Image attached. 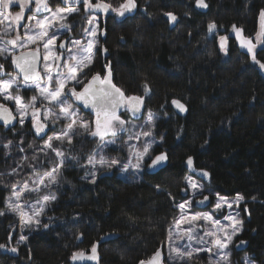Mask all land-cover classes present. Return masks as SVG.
Segmentation results:
<instances>
[{
	"label": "trees",
	"instance_id": "16d2710c",
	"mask_svg": "<svg viewBox=\"0 0 264 264\" xmlns=\"http://www.w3.org/2000/svg\"><path fill=\"white\" fill-rule=\"evenodd\" d=\"M104 2L118 6L124 0ZM205 2L208 11L201 12L195 0H135L134 12L124 18L115 13L100 17V37L109 56L99 57L96 66L105 61L114 84L128 96L143 97L145 109L156 115L160 141L152 154L168 155L160 169L134 178L121 176L116 168L88 169L82 161L70 162L60 170L52 188L56 199L39 218L40 225L20 233L8 199L25 163L12 146L3 145L9 137L18 142L30 133L31 124L17 137L11 131L17 130L15 124L8 129L0 125V264H73L74 253L91 252L107 235L115 237L100 244L99 264H140L158 249L165 255L169 230L180 217L176 205L190 197L187 179L194 174L187 167L189 157L208 173L207 179L198 178L212 202L216 195L242 197L243 228L237 241L246 246L234 247V262L242 264L247 255L264 264V70L231 35L235 25L246 37L256 36L264 0ZM210 22L217 25L212 32ZM221 36L227 38L224 48ZM256 57L264 63V46ZM22 96L27 101L32 95ZM173 100L186 104V116L175 112ZM92 142L87 138L78 149ZM50 168L43 166L44 172ZM93 174L95 183L90 182ZM209 259L202 253L194 264H209Z\"/></svg>",
	"mask_w": 264,
	"mask_h": 264
},
{
	"label": "snow or ice",
	"instance_id": "6c2138e0",
	"mask_svg": "<svg viewBox=\"0 0 264 264\" xmlns=\"http://www.w3.org/2000/svg\"><path fill=\"white\" fill-rule=\"evenodd\" d=\"M18 4L19 11L12 15L8 10L13 4ZM33 0H0V25H4L6 21H9L13 27L15 35L9 31L8 27L0 34V56L7 54L11 57V63L16 69V74H8L9 79L0 80V98L3 101H10L13 107H9L7 104L0 102V121L5 126L12 124L13 121H17L23 125L26 119L31 120L32 127L35 130L37 136L46 135V129H48L49 123L52 125L65 122L59 133L48 136L47 140L41 151L45 149L51 150L55 157L59 158L50 171L40 176L34 165H30L33 173L36 174V179L32 180V186L28 183H24L23 187L17 190V185H12L13 196L16 203H8V207L12 212L18 213L20 217V224L22 227H31L32 225H40L39 217L43 214L45 206L56 199L54 195H44L37 200V205L32 206L31 213L24 210V207L19 203L25 193L39 192L42 187H50L52 184L57 183V178L60 173V169L64 166V152L54 146V142L59 144L67 143L72 144L73 137L78 134V130L88 135L98 138L103 144L114 143V140H106L107 137H116L119 133L128 131L126 125L129 123L121 118L120 110L125 109L130 111L133 116H137L141 112L143 105V97L128 96L122 89L112 83L110 78V72L108 75L101 77L100 74L92 76L91 80L83 84L80 90H77L75 84H81L82 81L78 78L79 73L83 71L92 62V51L95 46V37L97 35V27H91L90 29H84V32L92 37L89 39L86 46L81 45L80 40L71 41L72 47L67 46V42H60L57 45L60 32H70L71 28L66 23L68 16L78 9L74 7H56L55 10L50 6L49 0H34V12L28 16V21H34V24H28L24 26L23 35L20 34L18 26L25 19V11L30 8ZM63 3L79 4L81 0H63ZM196 7L206 8L207 4L205 0H195ZM83 6L86 10H94L104 13H115L118 16H124L125 13L132 12L136 8L135 0H124L118 6H113L111 3L100 0L98 3H92V0H83ZM49 13L43 18H38L37 14ZM172 21H175L177 17L173 13H166ZM88 23L93 24L92 20H88ZM217 25L215 22L208 24L209 32H212ZM233 31L236 32L237 38L240 40V46L246 48L247 52L251 54V58L254 63L259 65L261 70H264V63L257 59L254 49L257 44H264V11L260 13V31L256 33V43H253L251 38H245L242 36V29H238L235 25L232 26ZM226 37L221 36V47H225ZM8 45L11 46L9 49ZM41 47L43 52H41ZM22 49L19 55H16L15 49ZM59 49L66 50L69 55L65 57ZM75 49V52L74 50ZM42 65V68H41ZM64 69V71H61ZM4 67L0 64V76L4 75ZM21 87L31 88L38 95L31 96L27 101L24 96L20 94ZM145 91H148L147 85H145ZM39 103V106L37 104ZM172 104L176 106L181 112L186 111L185 105L178 100H173ZM78 105H83L84 108H89L95 114L94 121H86L79 115ZM154 120V114L148 112L147 123L151 124ZM151 136V130L133 132L129 139L140 141L141 138H147ZM12 141L9 140L3 145L4 148H10ZM153 141L145 140L142 147H137L136 144L129 145V154L135 158V163L129 160L128 163L121 165L120 160L113 158L111 160L106 159L103 155L99 156V159L95 155H90L87 160V165L96 168L99 165L101 168L111 169L114 167H121L123 171H127L129 167L134 169H141L146 160L148 168H156L164 165L168 161L167 153L161 152L157 155H152ZM31 147V145H29ZM21 152L25 149L20 148ZM48 153L45 152V155ZM75 159V157H73ZM25 156L22 160H27ZM33 160L37 159V156L32 157ZM187 165L189 168L193 167V159L189 157L187 159ZM16 172V169H13ZM207 176L208 173H203ZM95 183V175L90 181ZM188 184L191 188L197 189L199 186L188 179ZM242 197H237V200ZM208 197L205 196L199 203L207 201ZM191 201H185L176 205L181 212V216L177 219L173 225V228L169 230L168 242L170 246V253L174 254L177 261H183L191 259L193 251L191 245L193 242L196 244H207L208 247L197 248L195 251H206L210 254V257L215 254L217 259H209V264H221V261H228L230 253L226 251L229 244L232 242L233 237L238 232V227L241 222L236 220L235 217L229 215L225 217L229 221H232L231 232L227 231V227L221 224L220 220L214 219L213 214L204 215H191L189 216L186 209L190 206ZM225 205L231 208L232 204L220 198L216 203L215 209L221 210ZM0 212V215H3ZM210 222L212 229L205 231L201 236L197 233L196 222L198 221ZM183 224H187L188 227H182ZM44 228L48 225L44 224ZM205 237H210V240H205ZM26 236H21L20 241L26 240ZM187 240L188 244L182 249L176 245V241ZM4 245H0L3 248ZM215 249V253H213ZM12 251H16L15 248ZM92 256H85L84 252L74 253L73 260L77 259H96L95 246L92 249ZM140 264H164V257L161 250L155 251V253L147 260L140 261Z\"/></svg>",
	"mask_w": 264,
	"mask_h": 264
},
{
	"label": "rangeland",
	"instance_id": "374dc122",
	"mask_svg": "<svg viewBox=\"0 0 264 264\" xmlns=\"http://www.w3.org/2000/svg\"><path fill=\"white\" fill-rule=\"evenodd\" d=\"M92 2H94V1H92ZM49 3H50V1H49ZM15 6H17V4L14 3L10 7V9L8 10L9 12L12 13V15H15V13L20 10L19 6H17L18 8ZM50 6L52 7L53 10H55L56 7H69L71 5L61 3V4H57L55 6V5H53V2H52V4L50 3ZM34 7H35V5L32 8L31 14H29L28 16L33 14ZM71 7L78 9L77 12H74L68 16V20L66 22L70 26L71 31L70 32H63V31L60 32L58 34L59 39L57 40V45H59V43L63 41V38L66 35H68L69 33H73L74 34L73 40H80L81 45L86 46L88 40L93 39V38L88 36L84 32V29H90L91 27H97V35L95 37L96 43H95V46H94L93 51H92V62H93L95 60V53L97 55V53H99V51H101L100 50L101 48H99L100 47L99 43H102V38L100 37L99 26H98L99 16L92 13V10H86L84 8L83 4L80 6H71ZM80 13H82L81 14L82 17L80 16ZM127 14L128 13H125L124 16H118V15H116V16H117V18H124ZM45 15H50V14L49 13H40V14H37V17L43 18V16H45ZM75 15H78V18H76V17L74 18ZM72 16H73V18L70 19ZM27 17H25V19L21 22V25L18 26V30H19L21 35H23V33H24V26H26L30 23L34 24V21H28ZM88 20H92L93 24L90 25L88 23ZM77 23H79V25H77ZM6 26L8 27L9 31L12 32V35H15V31H13V27H17V26L10 25L9 21H6L4 25H0V34L3 33ZM238 29H240V28H238ZM231 35L236 38V40L240 46V40L237 38V34H236V32L233 31V29L231 31ZM242 36L245 38H249V37H246L244 35L243 31H242ZM251 39H252L253 43H256V36L252 37ZM73 40H71V41H73ZM71 41L67 45L68 47H72ZM261 46H264V44H257L256 48L254 49L255 54H256L258 48H260ZM8 47L10 50H12L10 45H8ZM98 48H99V51H98ZM240 48L243 51L247 52L246 48H242L241 46H240ZM57 50L61 52V49L57 48ZM73 50L75 52V49H73ZM14 51L16 52V55H18L23 50L17 48ZM41 52H43L42 47H41ZM62 53L65 57H67L69 55V53L66 50H64ZM91 63L87 67H89L91 65ZM0 64L3 65L4 73H5L4 75L0 76V80L9 79L10 77L8 74H12V75L16 74V71L14 70L13 65L11 63V57L8 56L7 54L0 56ZM87 67H85L83 69V71ZM61 71H64V69H61ZM82 72H80L79 76H78V78L82 81V83L81 84H75V87L77 88V90H80L81 87L83 86V84L86 83V81H84V79L86 77L81 76ZM87 77H89V76L87 75ZM23 91L30 92V91H34V90L31 88L21 87V89H20L21 95H22ZM30 94L32 96L38 95V93H36L35 91H34V93H30ZM0 102H3L7 105H10V104L12 105V103L10 101H3L2 98H0ZM144 103H145V100L143 98L142 113L140 116H137V117L133 116L130 111H126L125 109H122V111L120 112V115H121L122 119L129 122L126 125L128 131L121 132L116 137L109 136L106 138V140H114V143L103 144V142L99 141L98 138H94V137L88 135L87 133L83 132V130H78V134L73 137V141H72L71 145H69L67 143L59 144L58 142H54V146L59 148L60 150H62L64 152V166H66L70 162L82 161L84 163H81L80 164L81 166L85 165V167H87L88 169H90V168L93 169V167H91L90 165H87V160H88V157L90 155H95L97 159H99L100 155H103L108 160L116 158V159L120 160L121 165L128 163L129 160H131L132 163H135L136 162L135 158L131 157L129 154V145L130 144H136L137 147L139 148V147H142L145 140H150V141L154 142L153 143V148H154V146L157 143H159V141H160L156 137V134H155L154 123H155L156 115L152 112L154 114V120L151 124H148L147 123V114H148V112H151V111L145 109ZM37 106H39V103L37 104ZM78 108H79V115L81 116V118H83L86 121H94L95 114L88 112L90 115H86L85 112H87V111H85L80 105H78ZM27 123H29V125L31 124L30 117H29V119L25 120V123L23 125L19 124L16 121L15 125L17 127V130H11L12 135L14 137H17L18 135H20V133L23 130H25ZM64 123L65 122H61V123L56 124V125H52L51 123H49L48 129H46L47 134L46 135L42 134V136L36 135L35 130L31 124V126L29 127L30 133L24 132L22 134V137H21L22 140L20 139V140H18V142H15L14 138L10 139L11 137H9L6 139V141H4L6 143L9 140H11L13 142L11 146L15 149V151L17 153H20V155H21V156L19 155L20 161H22V163H25L23 171L20 172V174L18 175V176H20L21 180H20V183L17 184V190H19V188L23 187L24 183H28L29 186L31 187L32 186V180L37 178L36 174L33 173V170L30 167V165H34L35 167L40 166L38 169L36 168L37 172L40 176H43L44 173L47 172V171L44 172V169H43L44 165L49 164V165H52V167L55 166V163L58 161L59 158L55 157V154L51 150L45 149L44 151H41V149L43 148L45 141L47 140L48 136L59 133L61 128L63 127ZM9 127L10 126H5V129H8ZM141 130H143V131L151 130V136L147 137V138L142 137L139 142L134 140V139L133 140L129 139L130 135L133 132H137V131H141ZM29 135H30V137H29L30 141H27V140L25 141L24 139L26 138V136H29ZM2 138H3V136H2ZM87 138L94 140V142H92L91 147L89 146V147L84 148V146H83L84 149L79 150L78 146H80L81 143L84 145L85 140ZM29 145H31V147H29ZM20 148L25 149V151L21 152L19 150ZM18 150H19V152H18ZM45 152H47L48 154L45 155ZM30 155L37 156V159L33 160L32 159L33 156H31V158H30ZM152 155L154 156L155 154H152ZM25 156H27L28 159L22 160V158ZM73 157H75V159ZM84 157L86 159L81 160ZM38 161H39V163H38ZM30 162L32 164H30ZM147 163H150V161L146 160L145 164L142 165V168L139 170L129 167V169L127 171H123L121 169V167H119V166L114 167V168L119 170V174H121V176L131 175L134 178L135 177L138 178L142 175L143 171H145V170L151 171L153 169V168H148ZM96 168H100V166L97 165ZM51 169L52 168H50V170ZM50 170H48V171H50ZM59 176H60V173H59ZM59 176L57 178V182L59 181ZM188 179H191L192 181H194L199 186L197 189H193L187 183L188 184V192L190 193V197L186 201H191L190 206L186 209V212L189 216H191V215H204V214L211 213V214H213L214 219L220 220L221 224H223L227 227V231H229V232H231V230H232V228H231L232 221H229L225 217L231 215V216L235 217L236 220H239L241 222L239 225H237L239 230L236 233V235L233 237L232 242L229 244L228 249L226 250L230 253L229 260L228 261H221V264H236L234 262V259H233V251H234V247L239 244V241H237V239H238V236L240 235L242 228H243L242 213L240 210V204L242 201L240 199L237 200V196L236 197H226V196L216 195L214 201L212 202L211 198L208 196L206 207L200 209L197 207L196 203H197V200L203 199L205 197V195H204L205 192L203 191V187H204L203 183L196 175L188 176ZM188 179H187V182H188ZM206 179H207V177H206ZM56 185H57V183L52 184L50 187H46V188L42 187L39 192L25 193L24 196L19 201V203L24 207L25 211L31 213L32 206H36V207L39 206V205H37L38 199L42 198L44 195H53L52 188ZM221 197H223L224 200H226L227 202L231 203L232 207L229 208V207H227V205H225L221 210H216L215 205L217 202H219ZM10 200H11V202L16 203L15 197L13 196V191L11 192V195L8 199V203ZM49 204H50V202L45 206L44 211ZM12 213H14L16 216L19 217L18 213H15V212H12ZM180 216H181V212H180ZM19 221H20V217H19ZM32 226H35V224ZM182 227L186 228V227H188V225L183 224ZM26 228L28 229L30 227H22L21 224L19 223L18 229H19L20 233H23V230ZM171 229L173 231H175L173 226L171 227ZM211 229H212V224L210 222H205L203 220L196 222L197 233L201 236L204 235L205 231L211 230ZM210 239H211L210 237H205L206 241L210 240ZM187 244H188L187 240L176 241V245L180 246L182 249ZM208 246L209 245H207V244H196L195 242H193L191 245V249H190L193 251L192 258L190 260L186 259L183 261H177L174 257V254L170 253V246H169V242L167 241L166 253L164 255V258H165V260L169 261L171 264H173L174 262H185V264H194V260L196 258L201 257L202 253H206L207 255H209V258H211L213 260L217 259L218 256L215 254H213L210 257V254L206 251H200L198 253L195 251V249H197V248H204V247H208ZM215 251L216 250L213 249V253H215ZM198 255H200V256L198 257ZM242 259H243L242 264H256L247 255H245V257Z\"/></svg>",
	"mask_w": 264,
	"mask_h": 264
},
{
	"label": "water",
	"instance_id": "95a60500",
	"mask_svg": "<svg viewBox=\"0 0 264 264\" xmlns=\"http://www.w3.org/2000/svg\"><path fill=\"white\" fill-rule=\"evenodd\" d=\"M81 3H83V0H81ZM81 3H79V4H81ZM206 3V2H205ZM207 4V3H206ZM76 5H78V4H71V6H76ZM198 10H200L201 12H206V11H208V5H207V7L206 8H198V7H196ZM94 11V10H93ZM96 14H99V15H106V16H108V15H111V14H113L112 12H109V13H104V12H99V11H94ZM259 30H260V27H259ZM225 45H226V43H225ZM14 66V65H13ZM14 69H15V67H14ZM16 70V69H15ZM110 78H111V76H110ZM111 81H112V79H111ZM112 83H114L113 81H112ZM118 87V86H117ZM180 103H182V104H184L183 102H181L180 100H178ZM185 105V104H184ZM85 111H87V112H91V113H93L92 111H91V109H89V108H84L83 107V105H80ZM172 107H173V109L175 110V112L177 113V114H179L180 116H186L187 115V113H188V107L185 105V108H186V111H184V112H181L178 108H176V106L175 105H173L172 104ZM122 111V109L120 110V112ZM141 113H142V109H141V112L139 113V114H137V116H140L141 115ZM94 114V113H93ZM136 116V117H137ZM16 123V121H13V123L12 124H9V125H13V124H15ZM0 125H4L3 124V122L2 121H0ZM9 125H7V126H9ZM163 166V165H162ZM162 166H159V167H156V168H153V170H158V169H160ZM187 167H188V165H187ZM188 169L190 170V172L191 173H193L194 175H196L197 177H200V178H204V179H206V177L207 176H205V175H203V173H205L204 171H201V170H199V169H197L195 166H194V162H193V167H191V168H189L188 167ZM201 200H203V199H199V200H197V203H196V205H197V207L198 208H200V209H202V208H205L206 207V205H207V201H204V203H199V201H201ZM115 236L114 235H107V236H105V237H103L102 239H101V241L100 242H98L97 243V245L95 246V256H96V259H87V258H85V259H77V260H73L72 259V263L73 264H99V246H100V244H102V243H104V242H106V241H108V240H110V239H113ZM245 246H246V243L245 242H241V243H239L238 244V246H237V248H238V250H242V249H244L245 248ZM161 252H162V254H163V257H164V253H163V251L161 250ZM93 255V252L91 251V252H89V253H85V256L86 257H88V256H92ZM164 264H165V262H164Z\"/></svg>",
	"mask_w": 264,
	"mask_h": 264
},
{
	"label": "flooded vegetation",
	"instance_id": "af4514ba",
	"mask_svg": "<svg viewBox=\"0 0 264 264\" xmlns=\"http://www.w3.org/2000/svg\"><path fill=\"white\" fill-rule=\"evenodd\" d=\"M83 3H81V4H78V5H76V6H80V5H82ZM17 6H18V4H17ZM17 6H15V7H17ZM33 6H34V0H33V3L30 5V8L28 9V10H26L25 11V17H27L29 14H31V12H32V8H33ZM18 8V7H17ZM92 13H94V14H96L93 10H92ZM96 15H98L99 16V24H98V26L100 27V17L101 18H103L102 16H106V15H99V14H96ZM74 39V34L73 33H69L68 35H66L64 38H63V41L64 42H67V45L69 44V42L71 41V40H73ZM99 48H101L100 50L101 51H99V48H98V51H99V53H97V55H96V53H95V60L91 63V65L89 66V67H87L82 73H81V76L82 77H86L85 79H84V81H86V83L88 82V81H90L91 80V78H92V76H94V75H96V74H100V76L101 77H104V76H106V75H108L109 74V70L107 69V65H106V62L104 61L103 62V66L101 67L100 65H97L96 66V63H97V61H98V59H99V57H101L102 59H104L105 60V58H108V56H109V53H108V50H107V48L105 47V45L104 44H102V43H99ZM64 51V49H61V52H63ZM101 52V53H100ZM20 54V53H19ZM18 54V55H19ZM13 68H14V66H13ZM41 68H42V65H41ZM15 70V69H14ZM16 71V70H15ZM87 75L89 76V77H87ZM111 76V75H110ZM83 87V86H82ZM81 87V88H82ZM24 92H28V91H23L22 92V95H23V93ZM30 93H34V91H30ZM9 107H13L14 108V105L12 104H10V105H8ZM2 126H5V125H2ZM10 126V125H9Z\"/></svg>",
	"mask_w": 264,
	"mask_h": 264
},
{
	"label": "bare ground",
	"instance_id": "6f19581e",
	"mask_svg": "<svg viewBox=\"0 0 264 264\" xmlns=\"http://www.w3.org/2000/svg\"><path fill=\"white\" fill-rule=\"evenodd\" d=\"M186 105V104H185Z\"/></svg>",
	"mask_w": 264,
	"mask_h": 264
}]
</instances>
